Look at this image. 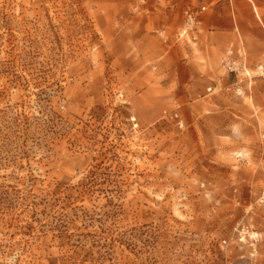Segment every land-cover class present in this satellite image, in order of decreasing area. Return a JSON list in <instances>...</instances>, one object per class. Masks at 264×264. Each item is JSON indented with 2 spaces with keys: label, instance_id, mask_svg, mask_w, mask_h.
I'll return each mask as SVG.
<instances>
[{
  "label": "rangeland",
  "instance_id": "obj_1",
  "mask_svg": "<svg viewBox=\"0 0 264 264\" xmlns=\"http://www.w3.org/2000/svg\"><path fill=\"white\" fill-rule=\"evenodd\" d=\"M125 2L0 0V264H264V132L144 89Z\"/></svg>",
  "mask_w": 264,
  "mask_h": 264
},
{
  "label": "crops",
  "instance_id": "obj_2",
  "mask_svg": "<svg viewBox=\"0 0 264 264\" xmlns=\"http://www.w3.org/2000/svg\"><path fill=\"white\" fill-rule=\"evenodd\" d=\"M119 10L126 47L135 49L126 58L135 69L125 71L150 73L144 89H157L193 113L198 105L207 112L229 105L232 125L246 115L248 131L264 132V0H148L140 6L125 2ZM186 10L201 11L198 29L194 40L178 41ZM228 61L245 65L246 80L226 71ZM253 147L264 154L263 139Z\"/></svg>",
  "mask_w": 264,
  "mask_h": 264
},
{
  "label": "built area",
  "instance_id": "obj_3",
  "mask_svg": "<svg viewBox=\"0 0 264 264\" xmlns=\"http://www.w3.org/2000/svg\"><path fill=\"white\" fill-rule=\"evenodd\" d=\"M140 4H146L148 0H137ZM202 8L201 11H203ZM201 11H193V10H186L185 12V23L184 27L180 32L177 34L178 41H186L187 39H195L193 33L197 31L199 25V17ZM225 68H227L230 72H237L238 71V64L236 61H228L225 64ZM261 201L264 202V191L261 194Z\"/></svg>",
  "mask_w": 264,
  "mask_h": 264
}]
</instances>
